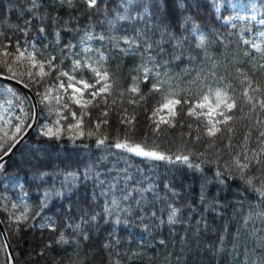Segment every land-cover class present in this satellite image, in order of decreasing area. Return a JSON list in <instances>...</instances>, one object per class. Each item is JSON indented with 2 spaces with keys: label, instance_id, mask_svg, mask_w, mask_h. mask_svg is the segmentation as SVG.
Wrapping results in <instances>:
<instances>
[{
  "label": "snow or ice",
  "instance_id": "1",
  "mask_svg": "<svg viewBox=\"0 0 264 264\" xmlns=\"http://www.w3.org/2000/svg\"><path fill=\"white\" fill-rule=\"evenodd\" d=\"M181 7L185 12L176 15L168 8V0L163 4L161 0H10L9 11L0 16V69L5 79L23 83L25 88L35 87L36 103L41 112L47 111L48 122L40 123L43 117L37 115L36 104L30 113L20 106L23 115H15L12 98L21 105L24 98L5 87L0 93L8 97L7 107L0 105V178H8L3 161L24 139L25 128L34 124H39V135L48 141L66 139L73 146L90 148L83 142L95 139V147L105 151L95 161L75 168L69 164L64 169L54 166L42 170L21 159L18 173L13 174V186L22 194L16 202L7 196L0 198L9 201L12 209L9 211L8 203L0 209L7 213L0 221L4 225L0 235L8 232L0 248L11 246L9 237L11 242H23L26 236H35L33 230L39 228L40 236L32 240L27 252L37 261L48 264L55 251L52 264H84L74 258L65 260V254L79 256L85 246L99 240L100 250L108 257L106 264H123V258L131 264L142 252L131 249V241L121 237L120 228L134 224L149 237L141 248L151 246L150 241L163 226L175 229L181 225L192 228L199 250L200 234L209 230L206 214H221L220 192L230 187V181L239 180L237 195L242 199L236 215L241 223L231 242L225 227L218 242L208 247L235 254L240 264H264V31L257 33L258 40L245 39L243 33L253 29L244 22L255 21L256 15L241 14L264 11V4L225 5L236 14L224 17V24L233 30L238 27L236 21L243 24L235 40L233 31H222L189 11L197 4L184 0ZM215 8L220 11L219 5ZM61 9L67 14L62 16ZM257 23L264 25V19ZM241 43L251 51L241 48ZM126 61L130 64L125 70ZM85 72L91 74V80L77 75ZM125 79L130 80L127 87H123ZM47 80L55 83L46 84ZM144 84H150L147 92L142 90ZM154 94L159 99L147 116L150 132L136 140L137 117L124 115L113 136L109 104L123 105L127 97L128 105L140 107L143 103L147 112L148 100ZM101 102L103 119L91 122L90 110ZM123 112L127 113V108ZM184 117L189 120L188 131L179 132L182 142L175 153L162 151L158 138L183 129ZM242 122H246L247 131L241 142L234 144L236 126ZM149 135L153 137L151 143ZM112 149L116 152L111 153ZM109 153L117 158L127 154L181 165L205 177L208 167L213 176L202 179L198 203H181L191 185L177 189L172 180L158 183L150 177L136 179L128 167L101 170ZM24 172L35 185L36 202L31 201L30 186L19 181ZM89 183L91 194L85 203L79 200V191ZM212 183L219 188L210 196ZM74 194L77 201L70 199ZM248 194L258 199L250 201ZM66 198L67 204L49 214L53 200ZM45 232L51 233L47 239ZM242 232L247 233V239L240 257L235 242ZM122 244L128 247L122 248ZM8 259L15 264V257Z\"/></svg>",
  "mask_w": 264,
  "mask_h": 264
},
{
  "label": "trees",
  "instance_id": "2",
  "mask_svg": "<svg viewBox=\"0 0 264 264\" xmlns=\"http://www.w3.org/2000/svg\"><path fill=\"white\" fill-rule=\"evenodd\" d=\"M230 0H187L188 4H197L198 7H193L189 9L190 12H194L199 19L203 21L210 22L214 26L220 28L222 31H233L235 35L232 39H239L240 36V27L243 24L240 21H236L238 27L236 29H231L230 25H225L223 23L224 17L228 15H234L235 13L231 12L229 9L225 8L224 4H228ZM243 3H255L257 5L264 4V0H241ZM184 0H168V8L176 15H180L185 12V9L181 7V3ZM164 3V0H161V4ZM10 0H0V16L9 11ZM215 5H219L222 9L219 12H216ZM60 14L66 15V10L61 9ZM216 16H220L221 19L217 20ZM262 17L264 18V11L262 13ZM11 19L13 22H16L15 14L11 15ZM247 25H249L253 30L251 32L243 33L245 39L251 38L253 35L257 34L259 31L264 30V26H258L256 23L245 21ZM15 39V37H14ZM247 47L249 51H251L250 46H245L241 43V48ZM11 50V49H10ZM254 56H257V53H252ZM130 64V61L125 62V70L127 66ZM176 71H180L179 68ZM80 75H84L85 78L91 80V74L88 72L79 73ZM54 75V74H53ZM0 76H4L3 69H0ZM25 82L26 79H25ZM45 83H55L54 80H47ZM234 83H236L234 81ZM23 84V83H22ZM130 84V80L125 79L123 81V87H127ZM264 84V81H262ZM150 84L141 85L142 90L144 92L148 91ZM5 87H11L18 93L19 96L23 97V104L21 105L19 101L15 100L13 97V109H15L16 114L23 115L20 113V106H22L25 112H31L32 102L29 99L28 95L21 89L9 85L0 81V93L3 92ZM237 89L239 90V85L236 84ZM29 90L35 95L36 100V89L34 86H30ZM43 91V89H41ZM8 97L0 95V105H7L6 100ZM159 99L158 95H153L149 98L147 103V112L143 103L140 107H134L127 104V97H125V103L120 105L119 102L115 106H111L109 121L112 124V135L115 136V129L118 125L120 119L124 117V115H135L137 117V133L135 136L136 140L141 139L142 133L150 132V121L147 119V116L151 113V108L155 102V100ZM111 101V98H109ZM40 105L38 104V114L43 117L40 119V123L42 124L44 120H48L47 111L41 112ZM123 108H127V113L123 112ZM73 109L79 112V109H75L73 105ZM104 110V105L101 102L100 106L97 108H92L91 111V122H99L103 119L102 111ZM55 116H52L53 118ZM32 121L29 120L28 123ZM189 122L187 117H184L185 127L183 129L177 128L171 130V134L165 133L158 138L159 147L162 151L175 153L177 145L180 144L181 138L179 136V132L184 131L187 132V123ZM195 125V122H192ZM86 124H89L88 118H86ZM237 134L235 135L234 144H239L247 131L246 122H242L241 124H237ZM28 128H25V132ZM102 131L104 130V126L102 125ZM255 136V133H253ZM153 137L149 135L148 142L151 143ZM83 143L89 144L90 148H84L82 146H73L66 139L57 143L55 141H48L46 138L39 135V124L36 125L35 129L32 133L27 137V139L19 146V148L13 153V155L4 163L5 169L7 173V179L0 178V198L7 196V194L18 196L21 193L19 189H11L16 182V176L14 173H18L19 171V162L21 159H27L30 161L31 165L36 168L42 170H51L54 166H59L61 169L66 168L69 164L75 168L77 166H82L90 161H95L97 156L100 155L101 152L105 151L103 149H97L95 147V139L87 140ZM77 145H80L81 142L77 141ZM202 150V146L197 149ZM235 150V149H234ZM116 150L112 149L111 153H115ZM107 154L104 159L101 170H106L108 168H112L115 166L117 169H123L128 167L129 171L132 172L136 179H142L145 177H150L152 179L157 180L158 183H163L166 180H172L177 189H180L183 185H191V189L189 192L183 193V199L189 201L190 203L196 204L199 200L200 194V185L202 179H212L213 173L208 168L205 167V176H201L199 173L191 172L186 167L176 164H168L167 162H156L143 160L137 157H131L127 154H121L120 158H117L116 155ZM115 175V173H113ZM20 183L30 186V196L31 201L36 202L38 200V195L36 193L35 185L32 183L30 176L27 172H24L19 176ZM8 185V190L5 191V183ZM240 181L232 180L230 181V187L226 190L220 192L219 200L220 204L223 206L222 212L220 215H217L216 212L209 211L206 214L209 230L205 234L201 232L200 234V248L197 250L196 242L193 239L192 228L187 226L177 225L175 229H170L167 226H163L160 230H158L155 234V239L150 241L151 246L141 248L146 241H149V237L141 230L138 225H129L128 227L121 226L120 235L123 238H126L131 241V249L135 251L142 252V255L135 258L131 264H240V259L235 258V254H229L227 251L217 252L215 247L209 248L208 245H215L218 242L219 235L223 233L225 227L228 228V233L226 234L228 237V241H232V234L236 231L238 224L241 221L237 217V213L239 212L238 202L242 199L241 196L237 195L238 191H240ZM219 186L216 183H212L209 185V195H215L218 191ZM91 194V183L87 186H81L79 191V200L82 202H87L90 198ZM72 201H77V195H73L70 198ZM248 199L250 201H254L258 199L255 194H248ZM4 203H8V209L11 211L10 205L8 201H3L0 199V209L3 208ZM68 203V199L66 198L63 201L53 200L51 209L49 214L56 212L58 209L62 208L65 204ZM245 212L247 211V205H245ZM75 212V208L73 209ZM7 218V213L3 210H0V220L3 221ZM197 219L199 217L197 216ZM193 225H195V220H193ZM4 227V225H3ZM35 236H26L23 242H11L13 238L9 237V242L11 243V249L13 251L16 264H45L43 260L37 261L35 257H29L27 255L29 244L33 239L40 236L39 228L33 230ZM6 235L8 236V232ZM51 235L50 232H45L44 236L47 239L48 236ZM100 239H103V234ZM163 239L165 243L161 245L159 241ZM185 239L187 243H185ZM247 239V233L242 232L240 238L235 242L237 248L239 249L240 257L243 256V245L245 240ZM0 242H4L3 236L0 235ZM122 248L128 247V245H121ZM71 253V249L68 250ZM57 254L54 251L51 256L48 257V264H52V259ZM114 255V254H113ZM187 256V259H185ZM8 253L6 248H0V264H11V260L8 259ZM101 257L103 258V264L107 262V254L100 250V241H94L91 245L85 246L83 252L80 253L79 256H69L65 254V260L69 259H77L83 260L84 264H102ZM62 264L64 262L62 261ZM123 264H128L127 258H123Z\"/></svg>",
  "mask_w": 264,
  "mask_h": 264
},
{
  "label": "water",
  "instance_id": "3",
  "mask_svg": "<svg viewBox=\"0 0 264 264\" xmlns=\"http://www.w3.org/2000/svg\"><path fill=\"white\" fill-rule=\"evenodd\" d=\"M0 81H3V82H6V83H9V84L15 85V86H17V87L23 89V90L29 95V97H30V99L32 100L33 104H36V100H35V97H34V95L32 94V92H31L28 88H25L22 84H20V83H18V82H16V81H13V80L5 79L4 77H1V76H0ZM35 111L37 112V115H38L37 104H36V109H35ZM35 125H36V124H34L32 128H29V129H28V131H27V132L25 133V135H24V139L21 141L20 144H18V145L16 146L15 149H13V152H12L8 157L5 158V160L3 161V163H4L7 159H9V158L11 157V155L16 151V149H17V148L23 143V141L29 136V134H30V133L32 132V130L34 129ZM2 227H3V225L0 224V228H2ZM5 237H6V233L4 232V234H3L4 241H5ZM7 251H8V254H9L10 257H14V255H13V251H12L11 247H8V248H7ZM11 261H12V260H11ZM12 264H13V261H12ZM15 264H16V262H15Z\"/></svg>",
  "mask_w": 264,
  "mask_h": 264
},
{
  "label": "rangeland",
  "instance_id": "4",
  "mask_svg": "<svg viewBox=\"0 0 264 264\" xmlns=\"http://www.w3.org/2000/svg\"><path fill=\"white\" fill-rule=\"evenodd\" d=\"M236 1H240L239 3H242L241 2V0H236ZM256 1V0H255ZM249 3V2H248ZM262 13H263V11H257V12H252V11H247V12H242L241 14L242 15H247V16H252V15H256V20L254 21V20H247V21H249V22H253V23H256L258 26H264V25H259L258 23H257V21H259L260 19H264L263 17H262ZM264 31V30H263ZM249 39H253V40H258L259 39V37L257 36V34H255V35H253L251 38H249ZM77 75L79 76L80 74L79 73H77ZM4 107H7V105H4ZM0 110H2V109H0ZM16 110L15 109H12V112L15 114V115H18V114H16V112H15ZM51 119H55V117H53V118H51ZM45 122H48V120H44L43 121V123H45ZM5 183V182H4ZM6 184V183H5ZM12 190L13 189H19V187L17 186V187H12L11 188ZM7 197H9V201H12V202H16V198H17V196L16 195H11V194H7ZM8 201V202H9ZM9 205H10V208H11V204H10V202H9ZM12 210V209H11ZM17 214H19V209L17 210Z\"/></svg>",
  "mask_w": 264,
  "mask_h": 264
}]
</instances>
